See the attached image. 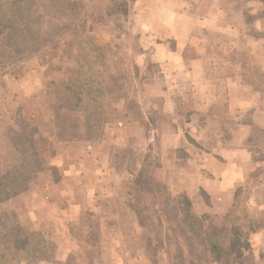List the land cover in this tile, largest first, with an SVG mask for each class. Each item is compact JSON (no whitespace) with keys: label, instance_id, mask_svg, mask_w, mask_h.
I'll return each mask as SVG.
<instances>
[{"label":"rangeland","instance_id":"rangeland-1","mask_svg":"<svg viewBox=\"0 0 264 264\" xmlns=\"http://www.w3.org/2000/svg\"><path fill=\"white\" fill-rule=\"evenodd\" d=\"M77 2L83 5L80 7L84 14L82 34L92 36L105 54L123 63L129 82L128 104L131 103V107L123 99L113 102V118L104 126L99 140L63 141L53 145L43 139L48 137L50 129L54 130L47 108L51 100L50 87L61 77L65 67L77 66L75 48L61 43L45 63L30 55L0 72V91L5 89L6 93L0 95V136L3 134L9 140L11 129H18L16 124H22L23 128L26 127L29 149L35 151L44 163V172L37 177V182H41L45 190L34 191L35 197L41 200L34 201L31 209L37 212L39 206L36 204L46 201L51 204L48 210L52 213L40 226L46 237L58 246L56 258L72 253V264H150L143 249L145 232L135 224L134 214L122 203L126 186L132 180L127 167L138 166L144 158L152 161L155 180L162 183L170 195L167 203L157 207L154 214L161 228L163 245L170 253L174 254L180 248L173 220L174 214L180 215L183 200H189L193 210L201 215L225 213L235 199L238 204L236 215H240L246 206L252 220L260 219L264 214V129L255 128L248 139L239 140L236 134H232L238 126L232 117L226 115L224 106L227 90L222 82L236 64L208 62V57L198 60L194 65L198 93L191 97L192 79L187 70L175 74V65L171 63V77L170 66L154 60L155 47L147 39L153 32L136 29L135 0ZM225 3L227 24L235 27L244 24L246 29L233 35V32L202 30L197 25L194 41L199 43V48L202 42L200 49L204 50L205 56L218 53L225 59L232 60L234 56L239 60L242 81L259 94L264 90L263 41L256 40L259 38L250 24L252 18L244 13L245 8H242V14L241 9H237L240 4L246 6L247 1L225 0ZM196 49L186 46L184 52L193 57L198 52ZM8 70H13L12 77L6 75ZM166 70L167 73L163 74L162 71ZM24 86L28 93L23 90ZM14 90H19L20 94ZM257 97L260 105L262 99L259 95ZM169 99L178 108L174 117L166 113ZM194 103L201 107L195 109ZM217 104L219 106L214 107ZM126 109L130 112L128 117L124 116ZM136 110L147 116L149 128L139 124L134 113ZM66 116L81 119L78 113L66 112ZM185 119L194 123L192 129ZM248 120V115H242L241 121ZM261 122L264 124V115ZM39 130L45 133H42L43 138ZM1 137L0 175L21 161L10 140L17 159L14 158L16 154L7 150ZM186 148H189L188 152ZM202 178L210 182L206 188L199 185ZM89 199L97 219L104 214L123 215L120 224L110 219L106 226L102 221L104 238L94 246L81 244L75 235L79 224L74 220V210L81 204L87 205ZM9 207L8 200L0 203V213ZM22 214L29 226L28 211L22 210ZM248 251L253 255L251 263L246 257ZM165 258L163 251H158L161 264ZM242 258L246 264H264V230L252 233L248 249H240L223 264H237ZM14 264L49 262L20 260Z\"/></svg>","mask_w":264,"mask_h":264},{"label":"trees","instance_id":"trees-1","mask_svg":"<svg viewBox=\"0 0 264 264\" xmlns=\"http://www.w3.org/2000/svg\"><path fill=\"white\" fill-rule=\"evenodd\" d=\"M82 6L77 0H0V72L30 55L45 63L61 43L76 50L77 66L65 67L61 77L50 87L51 100L47 108L58 141L95 142L113 118V102L123 99L131 107L127 70L122 62L105 54L92 36L82 34ZM128 109L125 117L130 115ZM66 112L78 113L81 119L69 118ZM134 113L140 125L150 127L147 116L139 110ZM16 125L18 129H11L9 140L21 161L0 175V203L26 190L35 175L45 169L41 157L29 149L26 127ZM151 163L149 158H144L138 166L128 165L132 180L126 186L122 201L134 214L135 224L145 232L143 249L150 264H161L160 250L166 256L164 264H223L240 249H248L252 233L264 230V214L252 220L245 206L241 214L236 215L235 199L225 213L201 215L186 199L181 202L180 215L174 214L173 220L180 248L170 253L163 245L161 228L154 215L156 208L164 206L170 195L166 187L155 180ZM119 216L122 223V213ZM78 224L75 235L79 242L91 246L100 240V224L89 207L80 209ZM246 257L251 263L250 251ZM72 259V255L57 259L55 244L42 231L24 227L14 209L0 213V264L20 260L72 264ZM246 262L242 258L237 264Z\"/></svg>","mask_w":264,"mask_h":264},{"label":"crops","instance_id":"crops-1","mask_svg":"<svg viewBox=\"0 0 264 264\" xmlns=\"http://www.w3.org/2000/svg\"><path fill=\"white\" fill-rule=\"evenodd\" d=\"M209 1H211L210 2L211 6H209L210 5ZM246 1H247L246 6L243 4L241 6L240 4V6H238L239 8L237 9L238 10L241 9L240 12L242 14V8H245L244 13L245 15H248L249 17L252 18L250 24L252 26L253 31L256 32L259 38L256 40L263 41L262 44L264 45V35H263L264 0H246ZM225 6H226L225 0H135V9L137 10L136 15L138 16L136 20V29H138L141 32H153V34H150V36L147 37V39H150V41L155 47L154 60L159 63L168 64L171 69L170 71H168L170 72L171 77L173 76L172 75L173 69L171 63H174L175 65L174 67L175 74L182 73V71L185 69L187 70V75L192 79L190 85L191 97H196L198 93L199 84L197 83L198 81L196 82L197 80L196 76H194L196 73V68L194 67V65L198 60L202 61L206 59V57H208V62L226 61L232 64H236V65H232V70H230L228 73L225 74L224 76L225 79L224 82H222V85L226 86V90H227V100H226V108H225L226 115L230 118L232 117L234 123L238 126V128L233 129L232 134L233 135L236 134L239 140L241 139L244 140L245 138L248 139L249 136L253 135L255 128L264 129V126H262L264 124L263 122H261L262 117L264 115V90L258 94V92L252 90L251 85H247L242 81V71L239 65L240 61L235 60L234 56L232 57V60L225 59L224 56L222 57L218 53L217 55L214 53H210L209 56H205L203 52L204 50L200 49L201 46L203 45L201 44L202 42H200V48H199L198 47L199 43L194 41L195 38L194 30L196 29L197 25H199L202 30L210 29L212 31H217L222 33L233 32V35L239 32L241 29L243 30L246 29L245 26L243 27L244 24L239 25V27H235L227 24L224 18ZM160 32L163 33L161 34ZM256 44H258V42H256ZM186 46L196 47L197 48L196 51H198L197 54L193 57L187 56V54L184 52V47ZM259 46H261V44H259ZM185 66H187L188 68ZM12 71L13 70H8L6 75L8 77H12ZM162 73L166 74L167 70L162 71ZM167 76L168 75H166V77ZM22 88L23 90L26 91V93H28L27 87L24 86ZM169 91L170 88L168 92ZM163 92L164 91H162V93ZM2 93L6 95L5 89L0 91V95ZM14 93L20 94V91L14 90ZM258 95L259 98L262 99L260 105L257 102ZM171 100L169 102L170 106L167 108L166 113L171 114L172 117H174L178 108L173 103V101L171 102ZM194 105H195L194 106L195 109L201 107L198 103H194ZM218 106L219 105L217 104L214 107H218ZM244 114L248 115L249 118V120L246 122L241 121L242 115ZM185 120L186 123L188 120V125H190L192 129L194 127V123H190L189 119H185ZM40 128L41 127H39V129ZM176 132L179 133V131ZM38 133H41L40 135L43 138V135L45 133L42 132L41 130H39ZM1 136L0 137L2 139V142H4V145L7 148V150L10 151L11 153H14L15 155L16 152H14V149L11 148L12 146L10 145L8 138L5 135L3 136V134ZM43 139L45 142H51L53 145L54 143L58 144L60 142H63V141H58L56 139L54 130L51 131V129H50V133L48 134V137L47 138L44 137ZM185 151L188 152L189 148H186ZM14 158L17 159V154ZM43 172L44 171L42 170L38 174H36V176L32 179V182L30 183V185L26 190L10 198L8 201L10 206L9 208L14 209L17 212L19 220L24 227H27L29 229H37L45 234L44 230L40 226V223L48 217L49 213H52V211L48 210L51 204L48 203L47 201L41 202L40 204H36V206H39L37 207V212L34 209H31L34 201L36 202L38 200V202H40L41 200V198L35 197L34 191L38 189L40 190L41 188L45 190V188L43 187L44 185L41 182H37V177H40L39 175ZM208 183L210 182L202 178L199 185L206 188L205 185ZM27 201H28V205H27ZM44 206H47L46 209L41 210ZM82 207H89L93 213V218L99 222L100 240L104 238L102 233V221L106 222V226L108 220L110 219H111L110 221L112 222H114V220L116 222L118 221V223L120 222V216L118 214L116 215L104 214L102 217L100 216L101 219L100 218L97 219L93 211L94 205L92 204V200L89 199V201L87 200V205L83 206V204H81L74 210L76 213V216H74V220L76 221V223L79 221V211ZM22 210L28 211V218H29L28 221L31 222L29 226L25 224L27 223L26 220H24V218L22 219L21 217L23 216ZM213 210L214 209L212 208V211ZM62 221L63 220H61V222ZM108 235H110L109 238L113 237L111 233ZM45 236H47V234H45ZM56 248L59 249L58 246H56ZM56 252L59 253V251ZM71 254H67V256ZM66 257H60V258L57 257V259L64 260Z\"/></svg>","mask_w":264,"mask_h":264}]
</instances>
